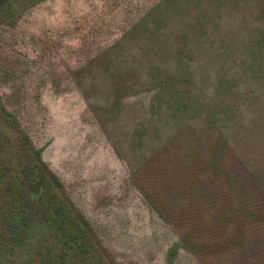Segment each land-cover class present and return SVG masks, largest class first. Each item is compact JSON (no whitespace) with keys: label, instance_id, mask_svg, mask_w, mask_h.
I'll list each match as a JSON object with an SVG mask.
<instances>
[{"label":"rangeland","instance_id":"rangeland-1","mask_svg":"<svg viewBox=\"0 0 264 264\" xmlns=\"http://www.w3.org/2000/svg\"><path fill=\"white\" fill-rule=\"evenodd\" d=\"M4 109L110 264H264V0H6Z\"/></svg>","mask_w":264,"mask_h":264},{"label":"trees","instance_id":"trees-1","mask_svg":"<svg viewBox=\"0 0 264 264\" xmlns=\"http://www.w3.org/2000/svg\"><path fill=\"white\" fill-rule=\"evenodd\" d=\"M5 112L0 114V264H110L42 159V148Z\"/></svg>","mask_w":264,"mask_h":264}]
</instances>
